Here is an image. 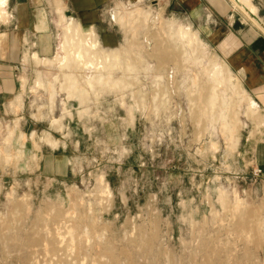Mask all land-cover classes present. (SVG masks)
<instances>
[{
    "label": "rangeland",
    "instance_id": "rangeland-1",
    "mask_svg": "<svg viewBox=\"0 0 264 264\" xmlns=\"http://www.w3.org/2000/svg\"><path fill=\"white\" fill-rule=\"evenodd\" d=\"M133 1L111 8L119 45L94 32L93 50L113 53L83 60L62 51L66 23L79 24L64 14L52 12L51 50L0 21V264H264V120L248 115L242 72L184 14ZM227 1L234 27L264 37V0H251L253 17ZM180 26L200 45L167 40ZM97 58L100 72L84 68ZM224 63L232 82L212 112L209 70ZM229 109L243 123L236 143L219 116Z\"/></svg>",
    "mask_w": 264,
    "mask_h": 264
},
{
    "label": "crops",
    "instance_id": "crops-1",
    "mask_svg": "<svg viewBox=\"0 0 264 264\" xmlns=\"http://www.w3.org/2000/svg\"><path fill=\"white\" fill-rule=\"evenodd\" d=\"M162 1L167 8L187 16L189 23L196 26L199 34L227 60L230 67L242 72L243 82L253 95L255 99L252 98L253 101L259 109L261 107L264 110V37L250 28L234 27L232 9L227 0ZM131 2L134 3L133 0ZM123 3L125 7L130 6L127 0H6L4 6L7 14H4V19L0 21H6L9 17V21L14 23L13 29H5L7 34L13 35L18 32L21 38L28 32L39 34L40 48L51 50L49 24L52 12L57 17L64 14L67 19H73L79 24L66 23V33L62 37V51L65 54H75L77 52L75 40L80 38V40L84 39V44L83 50L81 48L79 52L88 54L86 48L95 44L96 38L100 44L108 48L118 44L117 31L110 26L114 19L111 8ZM114 17L123 22L124 16L114 14ZM72 32L77 33L76 37L68 34ZM95 51L98 54L113 53V51ZM116 52L125 54L124 49L115 50ZM33 53L39 55L37 51H32L30 56ZM62 85L69 88L67 89L69 95L71 88H74L75 92V87L78 86L77 80L74 79L64 80ZM245 141H248V138ZM254 153L261 156L264 166V140L255 143Z\"/></svg>",
    "mask_w": 264,
    "mask_h": 264
},
{
    "label": "bare ground",
    "instance_id": "bare-ground-1",
    "mask_svg": "<svg viewBox=\"0 0 264 264\" xmlns=\"http://www.w3.org/2000/svg\"><path fill=\"white\" fill-rule=\"evenodd\" d=\"M136 1H140V0H136ZM232 1H233V4H234V7L238 8L240 10H243L250 17H253L255 15L256 7L253 5V3L251 2V0H232ZM1 2H4V0H2ZM129 2H131V1L128 0V3ZM128 17H130V16H128ZM137 17H139V13H137ZM176 31L177 32L174 33L171 36V38L167 35V33L165 34L163 32V34H165L167 40H171L172 41V38H175V39L185 40V41H187V44H189V43L191 44V43L194 42V43H198V45H200L199 44V40H198L197 33H195L189 27H187V26L186 27L180 26L178 28V30H176ZM94 47H95V44H92V45H88L86 49H87L88 52H90L91 50H93ZM201 48L204 49L203 46H201ZM95 50L96 49L93 50L94 51V54H98ZM168 51H169V49L167 47L165 48L164 46H163V50H159V49L156 50L157 53H160L161 52L162 57L164 55L170 56V54H169ZM82 55L83 54L80 53L79 50H77V52L75 54L73 53V57H76L79 60H83ZM117 56L118 55H113V59L116 60ZM107 59L110 60L109 57L105 56L104 61H107ZM199 61L202 62L203 61V58H201ZM99 62L100 61H99L98 58L96 60H94V61H91L90 60V62L89 61H84V65H85L84 68H86L88 70H90V69H96L97 71L100 72V70L103 68V65L102 64L99 65ZM215 66L216 67H212V69L209 70L211 85H210V88H209V91H208V95H207L208 98L205 101L207 103V105L211 108L212 112H214V109L216 107V104H218L217 103L216 87H218V85H220L225 80L227 81V83L228 82H232V79H231L232 77H231V75L229 73L230 71L227 68V65L225 63L220 68L216 64H215ZM124 69H130V68L129 67H125ZM130 70H132V69H130ZM218 70H219V73L222 74L221 75V80H218L217 79ZM95 78L97 80H101L102 79L101 74L100 73H97ZM233 87H235L236 89L237 88L239 89V83L236 82L233 85ZM72 92H73V89L71 88L70 94H72ZM243 94L245 95V99L247 101V112H248V115L250 117H252V119L256 118V119H259L260 121L264 120V116H262L260 114L259 108L255 105L253 99L251 97H249L246 94V92H244V91H243ZM218 102H219V100H218ZM216 111H217V109H216ZM231 113L232 112L229 109V111L220 112L219 113V116H220V118L222 120V124L224 125V126L223 125L222 126L224 127V129L227 132V134L230 136L231 142L236 143L237 140H238L237 131L242 127L243 123L241 121H237L236 118H233ZM48 141L50 142V144L55 145V143L53 144V141H51L49 139H48ZM236 222H238L239 225H242V224L245 223V218L244 217H240V219L238 221H236ZM234 224L236 225L235 222H234ZM244 255H245V257L247 259H249L251 257L250 256V253L248 251H246ZM202 264H210V263L209 262H205V263H202Z\"/></svg>",
    "mask_w": 264,
    "mask_h": 264
}]
</instances>
